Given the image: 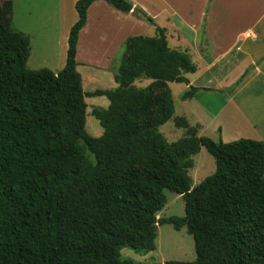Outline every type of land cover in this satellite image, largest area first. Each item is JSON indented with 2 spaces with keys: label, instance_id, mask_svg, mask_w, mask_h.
Listing matches in <instances>:
<instances>
[{
  "label": "trees",
  "instance_id": "1",
  "mask_svg": "<svg viewBox=\"0 0 264 264\" xmlns=\"http://www.w3.org/2000/svg\"><path fill=\"white\" fill-rule=\"evenodd\" d=\"M96 1L76 2L66 65L55 74L27 69L30 38L13 28V1L0 0V264H136L121 251H155L158 225L185 227L196 253L193 262L163 264H264V142L199 137L185 118L175 124L186 136L167 141L160 127L175 114L169 84L190 85L185 74L197 67L127 0L104 1L157 36L129 37L117 87L86 94L77 46ZM143 79L151 83L138 88ZM199 92L213 91L190 85L183 99ZM86 96L109 101L92 112L104 130L97 138L85 129ZM202 148L216 170L194 187L189 170ZM165 190L183 198L184 217L157 219Z\"/></svg>",
  "mask_w": 264,
  "mask_h": 264
},
{
  "label": "crops",
  "instance_id": "2",
  "mask_svg": "<svg viewBox=\"0 0 264 264\" xmlns=\"http://www.w3.org/2000/svg\"><path fill=\"white\" fill-rule=\"evenodd\" d=\"M12 1L14 5L15 0ZM77 1L56 0L57 13L52 20V25L58 26V35L54 33L55 30H49L48 20L46 23L23 24L21 29H15L29 36L31 54L34 50L33 43H35V51L43 54L45 58L57 56V61L53 65L43 63L47 64L46 66H55V69L50 68L55 74L66 65L69 34L73 25L78 21L75 9ZM127 1L144 12L149 10L147 5L140 0ZM101 2L110 6L106 1L99 0L89 8L87 24L79 34L76 61L78 63L82 40L86 41L91 35H95L96 40L100 38L99 46L101 44L102 48L98 51L97 57L107 62L104 64L105 68L95 64L91 67L106 70L109 68V60L115 59L117 50L129 37L145 36L142 33H147L149 30L145 25L146 22L138 20L132 12L128 14H121L120 11L118 14L108 13L107 18L102 19L101 14L107 12L108 7L104 4H102L104 7L100 6ZM156 3L155 18L150 17L157 27L166 31L169 47L173 50L187 52L190 56L193 54L201 62L196 66L195 73L185 74L189 84L196 88L213 91L199 92L190 100L183 99L186 109L178 118H185L190 126L197 127L199 137L212 136L210 135L212 133L217 134L218 141L221 140L223 143H231L240 139L264 142V61L258 67L251 69L236 86L245 71L264 57L262 46L264 43V0H257L256 4L251 3V0H182L181 3H177L176 0H156ZM91 13L94 15L91 16ZM146 14L149 16L147 12ZM14 17L13 10V23ZM114 21L122 22L123 29L126 27L133 29H129L123 39L111 38ZM183 28L193 32L194 37H188ZM249 39L252 42L246 41ZM48 49H54L53 53H50ZM40 62L34 66H40ZM148 81L150 84L151 81ZM253 83L258 84L256 91L259 93L253 94L254 97L246 95L243 98L244 92ZM173 84L176 83L169 84L170 88ZM185 85L182 90L183 95L190 87V85ZM116 87L115 82L114 88ZM230 89L232 90L229 91ZM97 90L105 91L106 89H96L90 93Z\"/></svg>",
  "mask_w": 264,
  "mask_h": 264
},
{
  "label": "rangeland",
  "instance_id": "3",
  "mask_svg": "<svg viewBox=\"0 0 264 264\" xmlns=\"http://www.w3.org/2000/svg\"><path fill=\"white\" fill-rule=\"evenodd\" d=\"M7 1V0H2ZM47 1L49 3H47ZM145 3L148 7V11H146L149 16L155 18V13H157L155 7H157L156 0H140ZM177 3H181L182 0H176ZM184 3V2H183ZM251 3L256 4L257 0H251ZM100 6L104 5L108 7L107 12H102L101 18L106 19L108 13L118 14L120 12L114 10L107 4L101 2ZM104 4V5H102ZM181 5V4H180ZM14 29H21L22 25H32L35 23H42L48 20V24L50 26L49 30H55V34L58 35V29L56 26L52 25V20L54 19L57 8H56V0H15L14 4ZM93 16L94 13H91ZM123 14V13H121ZM126 15V14H124ZM90 16V17H91ZM138 20H141L138 16H134ZM115 22V21H114ZM122 22H115L112 31V37L118 40L119 38H124L125 33L129 29H133L132 27L122 28ZM140 23V22H139ZM112 25V24H111ZM149 32L142 33L147 37H155L156 31L155 28L145 23ZM161 25V24H160ZM185 30V34L188 37H194L193 32L189 31L187 28H183ZM202 34V33H201ZM52 35V33H51ZM173 36V35H171ZM202 36V35H201ZM95 35H91L90 39L82 40L81 46L79 48V60H78V72L82 77L83 90L86 94L92 92L96 89H108L111 90L115 87L114 76L117 73V70L120 65V61L122 56L125 53L124 44L117 50L116 57L114 60H109V68L106 70H97L91 65L95 64L99 67L105 68L107 61L103 62L99 60L98 51L101 50V44L99 46V40ZM243 40V39H242ZM248 43L252 42L251 39L246 40ZM261 45V44H260ZM36 44L33 43V53L31 54L28 63L27 69L29 70H40V69H55L53 66H46L48 63L52 64L57 61V56H50L51 58H45L43 54L35 51ZM264 48V43H262ZM50 53H53L54 49H48ZM55 54V52H54ZM49 57V56H48ZM54 57V58H53ZM257 59V57H255ZM193 63L198 66L201 62L198 60L197 56H191ZM260 59V58H259ZM258 59V60H259ZM44 60V62H40ZM40 62V66H34ZM47 64H43V63ZM43 65H42V64ZM48 64V65H49ZM33 67H36L33 69ZM51 68V69H50ZM52 71V70H51ZM92 80V81H91ZM114 84V86L112 85ZM149 85L148 80H140L136 82V86L138 88H144ZM185 84H173L171 87L174 102H175V114L174 117L166 123L164 126L160 127V132L167 139L169 143H174L179 141L180 139L186 136V131L177 128L175 124V120L182 115V113L186 109V105L183 103V88ZM256 86L258 84L253 83L243 95L245 98L246 95H251L259 93L256 91ZM187 91V89H186ZM254 97V96H253ZM256 99V98H255ZM257 101V99H256ZM87 103V117H86V132L89 136L97 138L103 134V128L100 123L93 117V110L95 108H108L109 101L105 97H92L89 98L86 96ZM191 122H193L191 120ZM210 137L212 140L218 142L217 134H212ZM82 145L83 142H81ZM88 157L90 160H94L91 154L87 151ZM194 162V167L189 170V175L192 177L193 186L199 185L203 182L207 177L213 175L216 170V163L214 158L207 152L205 148H202L201 151L192 158ZM165 196L167 199V204L163 208L161 212L157 214V219H166L170 217H179L182 218L185 216V202L183 198L174 192L169 190H165ZM121 255L123 259L132 260L136 264H163L169 261H177V262H193L196 260L194 239L188 233L187 229L183 227L180 230H176L173 225H158L157 229V239H156V250L150 253L145 252H137L130 248H124L121 251Z\"/></svg>",
  "mask_w": 264,
  "mask_h": 264
}]
</instances>
